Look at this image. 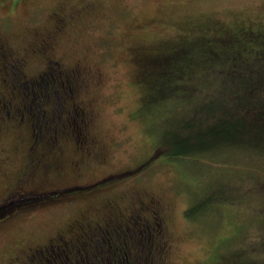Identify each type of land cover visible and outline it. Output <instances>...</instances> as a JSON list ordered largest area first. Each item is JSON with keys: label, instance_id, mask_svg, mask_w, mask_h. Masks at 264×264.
Segmentation results:
<instances>
[{"label": "rangeland", "instance_id": "obj_1", "mask_svg": "<svg viewBox=\"0 0 264 264\" xmlns=\"http://www.w3.org/2000/svg\"><path fill=\"white\" fill-rule=\"evenodd\" d=\"M75 1L29 0L14 4L13 0H0V32L10 38L11 47L25 46L29 31L47 26L51 9ZM94 4L96 10L73 23L71 32L61 37L63 43L56 50L57 57L51 58V67L42 64V58L38 57L25 62L22 68L25 78L21 81L34 80L38 74L43 76L35 89L30 82L24 86L20 83L18 89L19 83L15 82L20 73L18 66L8 51L3 52L4 58L0 54V90L5 95L2 85L6 84L8 89L19 93L14 94L17 98L14 102L19 105L16 117L20 118L23 112L27 121L23 129L22 124L12 120L13 126L18 125L24 132L14 126L0 133V211L9 210L2 213L1 221L8 219L0 228V264H9L10 258L24 246L43 244L44 240L49 250L33 258L32 264H252L253 258L257 264L261 263L258 256L264 252V209H256V205L264 206V198H252L249 206L230 209L233 201L227 197L226 189V196L220 201L231 203L222 205L220 215L205 214L193 223L185 213L193 205L194 194L190 195V190L208 200L206 191L211 188V183L206 184L209 181L193 180L196 172L191 165L202 169L220 166L225 172L232 168L231 164L223 167L204 162L196 152L189 156L175 155L170 148L150 160L157 148L156 140L160 143L163 133L172 129L168 136L171 141L190 127H185L186 120L182 118L172 127L170 117L160 121L168 107L177 106L171 102L157 105L158 119H154L155 113L148 109L152 104L150 95L155 92L152 82L155 79H149V75L155 68L149 66L146 72L141 64L180 44L185 37L192 40L211 34L220 24L228 30L244 24L263 27L264 0H95ZM6 26L11 34L6 33ZM253 30L256 29L250 31ZM251 55L246 52L241 56ZM259 57L264 55L261 53ZM58 59L62 60L61 68L53 63ZM4 62L11 65L8 63L5 68ZM78 62L80 66L89 64L95 73H82L72 97L70 88L75 82L66 78L64 70ZM96 71L101 74L99 79ZM182 80H174L170 86H175V81L184 85ZM183 93L177 94L181 97ZM2 94L0 122L10 107V97ZM82 111L96 125L93 132L99 138L95 146L85 140ZM176 113L178 116L184 111ZM158 129L161 133L155 132ZM6 134L9 135L2 138ZM19 134L24 142L16 140ZM15 144L20 150L14 151ZM31 145L32 152L28 151ZM59 153L63 155L59 156L62 163H55ZM165 160L168 162H161ZM250 165L255 174L264 177L263 163ZM185 171L182 178L180 173ZM233 178L243 183L238 186V193L253 195L256 183L253 176ZM101 180L104 182L92 186ZM80 183L90 186L82 193L60 194L56 202L31 209L15 204L31 194H42L44 199L47 191L55 194L63 187L79 190L76 184ZM261 186L259 192L255 190L257 194L264 192V184ZM132 189L138 190L139 196L133 195ZM152 194H156L155 198ZM14 215L17 217L10 218ZM241 221L244 233L239 236L241 229L237 227ZM245 234L247 238L243 237ZM60 235L63 240L53 239ZM27 263L31 264L29 260Z\"/></svg>", "mask_w": 264, "mask_h": 264}, {"label": "trees", "instance_id": "obj_2", "mask_svg": "<svg viewBox=\"0 0 264 264\" xmlns=\"http://www.w3.org/2000/svg\"><path fill=\"white\" fill-rule=\"evenodd\" d=\"M261 27L259 24L256 26L244 24L237 29L228 30L220 24L213 28L211 34L192 40L185 37V40H180V44L170 46L167 51L159 52L141 64L146 72L149 66L155 68L149 75V79H155L152 81L155 92L150 95L152 104L148 109L151 113H155L154 119H158V114L155 112L157 105L171 102L177 106L168 107L167 111L165 110L167 113L163 114L160 121L163 122L164 118L170 117L169 126L172 127L178 123L179 118H182L186 120L185 127H190L188 131H180V134L171 141L168 136L173 130L169 129L165 134L163 133L160 143L159 139L156 140L157 148L153 156L151 154L150 160L160 156L162 150L170 148L175 155L189 156L196 152L204 162L223 167L227 163L232 165V168L225 172H222L223 168L220 166L216 168L204 166L206 169H202V166L191 165L192 170L196 172L193 179L196 180L195 182L211 183L210 190L206 191L208 200L196 195L194 189L189 191L190 195L194 194V199L191 201L193 205H189L185 213L193 223L200 221L205 214L219 213L224 208L223 204L231 203L220 201L226 196V189L227 197L233 201V207L230 206V209L243 204L249 206L248 203L252 204V198L256 200L264 198V192L258 194L255 192V190L259 192L261 184H264V177L255 174L251 167L253 165H250L254 162L264 164V57H259L261 53L264 55V24ZM253 28L256 30L251 32ZM246 52H251L253 55L241 56ZM227 58L229 60L225 61ZM181 78L184 79L182 80L184 85L175 81L176 85L170 86L172 81ZM188 81L192 83H187ZM167 88L168 92H166ZM179 89L181 92L178 91ZM166 93L168 97L165 96ZM177 93L183 94L179 97ZM182 111L184 113L177 116L176 112ZM155 132L159 133L160 130ZM242 164L250 168L241 167ZM245 168H247L246 172ZM240 170L244 172L241 173ZM180 174L185 178L186 171ZM235 175L241 179L253 176V182H256L253 195L238 193V186L241 187L243 183H237L233 178ZM103 182L104 180L93 182L92 186ZM76 186L79 190H68L69 187H63L56 190L55 194L47 191L44 199L42 194L40 196L31 194L30 198L17 201L15 204H22V207L31 209L53 200L56 202L63 193H82L80 191L88 189L90 185L80 183ZM49 192L53 195L47 194ZM256 209H264L263 204H257ZM3 211L9 210L0 211V221L4 218ZM237 229H241L238 235H242L244 222H239ZM243 237L247 238V234ZM258 257L262 260L259 264H264L262 259L264 252ZM255 259H251L252 264H257Z\"/></svg>", "mask_w": 264, "mask_h": 264}, {"label": "flooded vegetation", "instance_id": "obj_3", "mask_svg": "<svg viewBox=\"0 0 264 264\" xmlns=\"http://www.w3.org/2000/svg\"><path fill=\"white\" fill-rule=\"evenodd\" d=\"M13 1H14V4H17V3H26L29 0H13ZM93 1L95 2V0H76L74 4L71 3L69 6H65V7H61L58 4V6L51 9V12H49L47 14L46 21H48V24H47V26H45V28H40V26H39L38 29L34 28V31H29V39H27V41H26L27 44L25 46L23 44L22 46H20L18 48L11 47L10 38H6L0 32V54L2 55L3 52L8 51L9 56L12 58L13 61H15V64L18 66L17 70L20 72L17 79L15 80V82L19 83V85L16 86L18 89H21L20 83L24 86V84L30 82L33 89H35V86H39V84H41L39 80L43 79V76L40 74H38L34 80L21 81V78H25V75L23 74V69H22L25 62H31L35 59V57H38V58H42L41 59L42 64L48 65L49 67H51L49 65L50 63L52 64L51 58L53 56L57 57L56 50L63 43V41H61V37L63 38L69 32H71L70 28H71V25L73 23H77V22L82 21L84 18H86V16H88L89 14L93 13L96 10L95 9L96 5L94 4ZM5 30H6L7 34H11L9 32V30L7 29V26H6ZM47 53H49L52 56H46ZM4 57H5V55H2V58H4ZM80 61L83 62L82 59H80ZM81 62H78L76 64V66H75V64H72V65L68 66L69 68L64 70L66 78L71 77L72 79L70 81H72L73 83L75 82V86L70 88V93H71L72 97L74 96V91L76 89H78L77 81L81 78L80 76L82 75V73L86 74V75H89L91 73L92 74L95 73V71L92 70V66H90L89 64L82 63V66H80ZM8 63L10 64V62H4L3 67L6 68L7 67L6 64H8ZM53 63H55L58 66V68H61V66H62V60L61 59L54 60ZM45 74L47 75L46 71H45ZM51 75H52V73H51ZM100 75H101L100 72L96 71V77L98 79L100 78ZM4 81H5V79H4ZM70 81L68 80V82H70ZM2 86H3V88L6 89L5 95L8 98L10 97V99H9L10 107H9V110L6 111V114L1 117V119L4 121L0 122V133L5 132L9 128L14 129V126L17 129H19L18 125L13 126L12 120H16V123L18 122L19 124H22L20 126L23 127V129H26V127H27L26 122L27 121L25 119V114L22 112L20 115V118L16 117L17 112L19 111V105L15 104L14 99H17L16 96L19 93H15V91H13L12 89H8L6 84H4ZM0 94H2L1 90H0ZM14 94H16V96H14ZM2 95H3V97L5 96L4 94H2ZM51 95H53V93H51ZM56 95L59 96V92H57ZM0 98H1V96H0ZM0 103H1V99H0ZM19 103H20V101H19ZM70 106L72 108V105H70ZM82 108L87 109L85 106ZM1 111L3 112V109H1V105H0V112ZM68 112H70V110H68L67 113ZM45 114H46V111H44V115ZM83 114L85 116V112H83ZM90 116L93 117V114H90ZM86 119L88 120V123H87ZM92 120L93 119L91 117L89 118L87 116V118H86V116H85V120H84V118L82 119V121H83L82 129L86 133L85 140L91 141L92 142L91 144H93L92 146H95V142L99 138V136H98L97 132H93V125H94V129H96V125L93 123ZM3 126H7V127L3 128ZM28 129H29V127H28ZM19 130L23 131V132L26 131V130H22V129H19ZM7 135H9V134H6L2 138L6 137ZM28 136L30 137V133L28 134ZM57 136L58 135H55L56 138H57ZM40 137H41V135H40ZM17 138L21 142L23 141L21 139L20 134L16 137V140H17ZM37 141H40V140L39 139L36 140V143H37ZM20 148L21 147H19L17 144L14 145V149H15L14 151L20 150ZM29 150H31V152H32V150H33L32 145L28 147V151ZM59 156L62 157L63 156L62 153H59L57 159L54 161L55 163H62ZM51 165H53V163H51ZM60 168H63V166H61ZM132 193L135 196H139L138 190L132 189ZM143 194H145V193H143ZM143 194H142V196H143ZM148 196H149V194L147 193V197ZM155 196H156V194H152L153 198H155ZM133 201L134 200H131L130 203L132 204ZM147 202H149V200ZM155 203L156 204L160 203V201L158 202L157 200H155ZM0 204H1V202H0ZM109 204H111L110 201H109ZM149 205H152L151 202L149 203ZM127 208L130 209L131 207H127ZM140 209H144V208L141 207ZM127 215L129 216V214H127ZM15 217H17V215H14L10 218H15ZM7 219L1 221L0 228L2 226L6 225L4 222ZM127 220H128V218H127ZM151 221H153V222L155 221L153 215L151 217ZM160 222L163 225V222L161 220H160ZM64 232H67V231L65 230ZM154 234H156V233H152L150 235H154ZM62 238H63V236H61V235H60V237H58V236L53 237V239H55V240L56 239L60 240ZM53 239L47 238V241H52ZM44 242H45V240L42 242L43 244H38V245L34 244L33 246H30V245L24 246L23 245L25 248L22 250H19L14 257L10 258L9 264H16V262L21 263V264H28L27 260H29V262L32 264L33 258H36L37 256H40V255H44L45 252H48L49 245L45 244ZM129 257L130 256H127V258H129Z\"/></svg>", "mask_w": 264, "mask_h": 264}]
</instances>
